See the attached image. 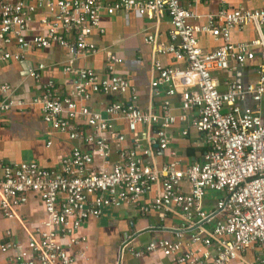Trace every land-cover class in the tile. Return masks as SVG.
Returning a JSON list of instances; mask_svg holds the SVG:
<instances>
[{
	"label": "built area",
	"instance_id": "built-area-1",
	"mask_svg": "<svg viewBox=\"0 0 264 264\" xmlns=\"http://www.w3.org/2000/svg\"><path fill=\"white\" fill-rule=\"evenodd\" d=\"M197 1L0 0V43L19 50L5 53L4 60L20 61L29 50L56 45L70 55L63 74H77L72 91L62 95L54 81L43 79L44 65L32 70L30 76L42 91L32 103L6 97L10 87H0V112L40 106L47 127L78 144L62 160L59 171L35 162L0 165L3 216L18 219L31 197L41 201L45 215L27 243L12 240L1 245L6 264H79L88 243L80 235L83 226L122 208H134L141 217L156 213L162 222L173 215L181 219L172 236L153 238L141 249L136 250L126 236L123 251L136 259L161 253L171 264H233L256 248L257 261L264 264V67L256 83L229 81L223 92L214 76L254 60V47H262L264 58V10L223 7L208 25L195 26L197 16L191 8ZM220 1L226 4L227 0ZM41 11L42 32L31 36ZM117 13L154 20L168 17L169 44H159L156 36L146 38L154 47L157 73L151 87L157 91L166 86L169 97L180 96V115L173 113L170 100L160 113L141 109L137 89L115 73L122 59L114 54L107 55L104 78L93 69L76 71L77 59L98 52L91 37L105 33L103 14ZM249 25L256 27L259 38L233 43V32ZM200 35L221 45L206 52ZM168 55L184 61L186 68L166 67L157 58ZM96 95L129 99L111 101L97 111L90 106ZM118 122L125 123L133 136L130 148L123 147L126 136L118 130ZM178 123L187 125L184 137L190 130L203 135L208 147L203 162L184 165L175 159L158 166L150 159L152 149L168 150L169 130ZM140 127L155 129L148 146L140 137ZM157 187L160 190L153 199L145 201ZM213 195L217 198L209 210L206 202Z\"/></svg>",
	"mask_w": 264,
	"mask_h": 264
},
{
	"label": "crops",
	"instance_id": "crops-1",
	"mask_svg": "<svg viewBox=\"0 0 264 264\" xmlns=\"http://www.w3.org/2000/svg\"><path fill=\"white\" fill-rule=\"evenodd\" d=\"M34 3L35 0H27ZM111 4L119 0H101ZM223 7L230 10H264V0H227L223 4L220 0H199L193 3L191 10L197 18L193 21L195 26L209 24V18L217 15ZM44 12L38 13L33 24L31 36L40 34V20ZM104 34L94 33L91 40L98 47V52L81 57L75 62L76 71L93 69L100 77L107 76L106 58L109 53L122 59L116 67V75L129 80L132 87L139 94L138 106L143 110L160 113L164 103L171 101L173 113L181 114L180 96L169 97L168 88L163 86L155 91L151 87L152 81L157 78L153 68L154 47L146 42L148 36H156L158 43H170L172 27L168 17L160 20L142 17L136 13H117L113 16L103 14L101 21ZM259 32L254 25H249L243 31H234L232 41L236 44L250 43L259 38ZM264 36V27L262 29ZM200 46L206 52H212L221 45L208 35H200ZM255 59L248 61L245 66L238 67L236 71L226 70L215 73V79L220 91H226L229 81L240 83H256L259 72L264 67L263 49L254 47ZM19 52L16 45L4 46L0 43V87L8 85L10 91L6 94L14 100H23L32 103L34 98L40 97L42 91L30 72L44 65L42 76L45 81H54L62 95H68L77 81V74L64 75L63 69L70 60L68 51L59 46H52L43 50H29L20 61L4 60L5 53ZM164 66L178 69L186 68L184 61H177L172 56L157 57ZM129 97H106L96 95L90 106L97 111L103 110V105L111 101H128ZM194 113L189 114L191 118ZM118 130L126 136L124 148L133 146V136L123 122L116 123ZM187 127L178 123L169 130L172 139L166 151L157 147L152 149V161L158 166L175 159L183 161L184 165L202 163L208 150L203 135L190 130L187 137L183 131ZM140 137L144 146L155 136V129L139 128ZM51 144V145H49ZM78 144L70 140L67 134L50 130L43 120L40 106H28L24 110L0 112V165L35 162L48 170H61L62 160L70 155ZM87 148V147H85ZM84 148V149H85ZM116 155H113L114 160ZM1 174V168H0ZM160 187L145 198L151 201L158 193ZM215 201V199H214ZM213 201V202H214ZM213 202H206L210 210ZM44 208L41 201L31 197L27 206L19 212L18 219H7L0 211V247L12 240L27 243L31 233L44 220ZM181 219L177 215L168 217L167 221H160L158 214L153 213L141 217L134 208L109 210L102 218L86 223L80 235L88 240L85 258L79 264H171L161 253H156L142 259L134 258L127 250L123 251L125 238L129 236L131 244L137 249L145 247L153 238L170 237L176 231ZM10 232L11 236L7 233ZM258 250L251 248L243 259L233 264H259ZM7 257L0 251V264H6Z\"/></svg>",
	"mask_w": 264,
	"mask_h": 264
},
{
	"label": "rangeland",
	"instance_id": "rangeland-1",
	"mask_svg": "<svg viewBox=\"0 0 264 264\" xmlns=\"http://www.w3.org/2000/svg\"><path fill=\"white\" fill-rule=\"evenodd\" d=\"M215 198H217V197H215L214 195H213V196H210V199H209L208 202H210V203L213 202ZM213 203H214V202H213Z\"/></svg>",
	"mask_w": 264,
	"mask_h": 264
}]
</instances>
